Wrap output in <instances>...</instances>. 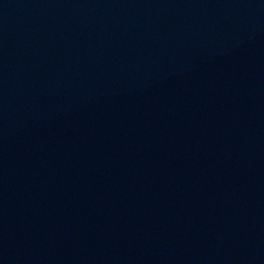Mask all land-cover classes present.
Here are the masks:
<instances>
[{"label":"water","instance_id":"1","mask_svg":"<svg viewBox=\"0 0 264 264\" xmlns=\"http://www.w3.org/2000/svg\"><path fill=\"white\" fill-rule=\"evenodd\" d=\"M264 16V0H0V113L97 62Z\"/></svg>","mask_w":264,"mask_h":264}]
</instances>
